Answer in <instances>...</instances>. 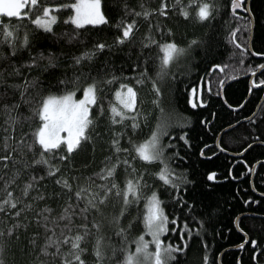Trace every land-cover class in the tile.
<instances>
[{
    "label": "snow or ice",
    "instance_id": "6c2138e0",
    "mask_svg": "<svg viewBox=\"0 0 264 264\" xmlns=\"http://www.w3.org/2000/svg\"><path fill=\"white\" fill-rule=\"evenodd\" d=\"M113 3L115 4V0ZM120 4L121 16L117 24L119 34L112 43L97 38L91 47L74 51L83 43L82 33L88 31L86 26H98L109 22L104 0H70V2L0 0V45H7L9 48L7 54L0 52V55L11 59L20 54L19 61H12L10 70L0 69V74L19 75L21 69L33 74L31 79L26 75L23 84L17 85L21 89L18 101L0 104V114L6 116L5 123L9 126L4 129L7 134L0 141L4 152L0 155V167L7 168L9 163L21 165L20 168L13 167L11 177L0 186V191L4 193L0 198V214L7 213L16 218L13 224L0 226V264H5L6 243L3 238L15 234L19 239V228L22 226L27 230L33 220L35 230L31 232L29 241L33 247L37 245L41 236L40 229L43 228L44 232L39 249L45 258L39 260V264H88L85 256L88 249L82 246V243H86L87 238L92 235L95 236L92 249L95 256L94 264H106V261L115 255L116 250L113 248L111 254L106 250L102 228L106 223L126 241L127 231L133 226L132 221L136 217L128 218L127 224L122 223V218L129 213L130 206L139 204L141 199L145 201V211H143L145 231L135 238L134 251L126 246L122 248L123 258L116 260L115 264H171V261L176 259V253H183L188 248L194 233L199 237L205 223L211 220V216L208 215L212 209L211 203L204 205V217L192 215L191 220L187 217L182 219L178 212L165 211L164 202L155 187L149 194L144 193L148 185L145 176L154 175L163 182L174 204L186 208L189 215L194 211L196 198L193 196L191 199H186L189 186L195 187L194 182L189 180L184 172H177L171 167V160L179 157L180 154L171 143L176 133L169 131L170 116L160 108L161 118L150 129L146 138L137 137L138 130H142V126L149 123L151 113L143 107L145 103L143 99L138 101L137 87L132 82L124 81L134 80L136 85H147L153 97L151 103L159 107L162 95L161 83L169 77L175 78L171 72L172 65L182 58L189 57L194 48L210 46L208 40L211 38L208 33H204L202 37L190 38L187 44L182 45L175 40L171 28L161 25L159 18L178 14L185 19L195 18L208 28L223 5L220 0H160L157 7L147 6L145 0H138L136 6L131 5L128 0H120ZM63 9H69V14L64 18L63 23L70 27L57 32L59 13ZM237 9L251 11L245 7L243 0H231V11L239 16ZM13 19L15 23L12 22ZM141 19L148 21V32L141 41L140 49L135 53L136 59L132 63V68L137 70L136 73L129 72L125 75L121 71L117 74L107 61L99 66L92 63L106 49L111 54L115 49L122 51L124 46L132 45ZM240 19L244 21L242 28L250 31L252 18L240 17ZM28 24L34 27V32L29 31ZM154 29L159 30V40L155 38ZM236 34L237 29H232L228 34L229 42L235 43V47L242 50L239 53L235 51L232 53L233 57H239L238 63L233 61L230 65L233 73L240 71L241 66L244 65V56L249 51L244 43L237 40ZM40 37L58 42L60 48L68 49V52L57 53L48 49L46 55L38 48L34 50L35 42ZM203 37H208V40ZM152 46L156 47L157 53L151 52ZM161 52L162 55L159 54ZM154 55L157 57L155 60ZM255 55L264 56V53L255 52ZM62 61H70V63ZM226 67L229 65L212 64V69H219L221 73L225 72ZM68 69H71L70 76ZM258 69L260 77H264V63L255 67L249 66L247 71L256 77ZM44 73L50 78L47 93L43 91L44 85L40 81ZM225 78L231 77L220 78L218 82L221 87ZM53 80L54 84L51 82ZM114 82H119L114 93L115 102H109L106 113L103 92ZM251 84L253 87L264 85V78H253ZM29 86L33 89L31 93L28 92ZM52 87H55L59 94L53 93ZM207 90L212 91L210 86ZM77 92L81 93L79 98ZM191 93L193 96L196 95V87L191 89ZM189 102L192 107H197L196 99H191ZM21 103L29 105L30 115L19 111ZM206 103V100H199L200 105ZM228 106L240 107L230 104ZM105 121H107L106 125ZM24 122L28 123L29 131H21L17 137L16 125H23ZM98 127H103L107 139L97 131ZM165 136L169 138V143L164 142ZM179 139L186 145L189 143L186 132H181ZM121 141H125L128 146H123ZM97 142L107 143L110 152V155L105 157L108 164L98 173L93 174L99 177L101 183L96 184L89 178L88 184H77L74 189L61 169L65 166L73 167L75 156L87 149L94 151ZM261 145H264V141H261ZM170 147L174 149L172 153L167 152ZM200 154L203 155V151ZM137 161H140L143 167L137 168ZM153 162H158L160 167L155 172H149L148 165ZM244 163L247 164V161ZM255 163L260 164L261 161ZM119 167L124 171L122 181L116 179V170ZM253 170L252 167L247 169L249 172ZM25 171L28 180L24 181L21 196L27 197L33 191L36 193L35 200H44L46 196L57 198L63 196L65 203L60 205L58 213L53 215L54 208L45 204L44 208L33 217H25L28 222L22 223L20 219L22 212L25 208H31L32 204H26L23 208L18 207L22 200L14 196L9 186ZM49 178L61 187V192L44 191L46 184L41 185L40 182ZM208 178L215 179L216 173H209ZM113 197L115 200H112ZM81 200H84L83 207H80ZM248 200H252V197H248ZM247 202L246 200L245 203ZM109 203L114 211L110 216H106L104 207ZM75 217H79L82 222L74 224ZM62 221L67 222L59 223ZM169 224L172 225L171 229ZM193 224L196 227H193ZM0 225H3L2 220ZM73 228L76 229L75 232ZM169 231L178 232L182 244L162 239V236ZM240 231L243 232L244 229L241 228ZM145 233L151 236V240L145 239ZM245 242H247L246 233ZM150 244L154 247L150 248ZM251 244L256 245L257 241L252 239ZM240 247L243 248L244 243H241ZM204 264H208L207 255L204 256Z\"/></svg>",
    "mask_w": 264,
    "mask_h": 264
},
{
    "label": "trees",
    "instance_id": "16d2710c",
    "mask_svg": "<svg viewBox=\"0 0 264 264\" xmlns=\"http://www.w3.org/2000/svg\"><path fill=\"white\" fill-rule=\"evenodd\" d=\"M50 2H70V0H50ZM128 2L133 6L138 4V0H128ZM220 2L223 7L219 9V14L208 28H205L195 18L185 19L178 14L159 18L161 25L165 28H171L175 40L182 45L187 44L190 38L202 37L204 33H208L211 37L210 40H208V37H203L208 40L210 46L194 48L189 57L182 58L178 63L172 65L171 72L175 78L169 77L161 83L162 95L159 107H155L151 103L153 97L147 85H136L134 80L124 81L132 82L137 87L138 101L143 99L145 101L143 107L151 113L149 123L142 126V130H138L137 137L146 138L150 129L161 118L160 108H163L164 113L170 116L169 131L176 133L171 143L175 145V150H178L180 154L179 157H174L171 160V167L177 172H184L189 180L194 182L195 187L189 186L186 194V199H191L193 196L196 198L194 211L189 215L186 208L174 204L163 182L154 175L145 176L148 185L145 187L144 193L149 194L155 187L164 202L165 211L167 213L178 212L182 219L187 217L191 220L192 215L204 217V205L209 203L212 205V209L208 213L211 216L210 222L205 223L204 230L199 237L194 233L193 239L189 241L188 248L183 253H176V259L171 261V264H204L205 255L208 256V264H219V257L222 253L221 264H264V145H261V141H264V100L261 101L264 96V88H252L250 85L252 74L247 71L249 66L255 67L260 63H264V57L255 55V52L264 53V0H251L250 2V12L254 19L253 53L249 50L250 31L242 28L244 21L240 19V17H250L249 14L236 16L231 11V0H220ZM145 3L149 7H157L160 0H145ZM104 4L109 22L98 26H86L88 31L82 33L83 43L74 51H82L84 48L91 47V44L97 38L106 43H112L119 34L117 24L121 16L120 9L122 6L120 0H115V4L113 0H104ZM68 14L69 9H63L59 13L60 19L57 21V32L70 27V25L63 23ZM12 22L15 23L16 21L13 19ZM28 29L30 32L35 31L31 24H28ZM232 29H237V40L244 43L249 50L247 55L244 56V65L241 66L240 71L235 73L232 72L230 65L233 61L238 63L239 57H233L232 53L234 51L239 53L242 50L236 48L235 43L229 42L228 34ZM21 31H23V28ZM146 32H148V21L141 19L132 45L124 46L122 51L115 49L111 54L106 49L92 63L99 66L107 61L114 67L117 74L121 71L125 75L129 72L136 73L137 70L132 68V63L136 59L135 53L139 51ZM154 35L157 40L160 39L158 29H154ZM37 48L44 51L46 55L48 49L57 53L60 51L68 52V49H61L58 42L44 37H40L35 42L34 50ZM157 51L156 47L152 46L151 52L155 54ZM0 52L7 54L9 52L8 46L0 45ZM130 53L131 59H129ZM159 54L162 55V52ZM19 55L17 54L16 57L11 59H6L0 55V69L10 70L12 61H19ZM153 59L155 60L157 57L154 55ZM62 62L70 63V61ZM213 63H221L222 65H229V67H226L225 72L221 73L219 69H212ZM67 71L70 76L71 69ZM26 75L31 79L33 74L27 73L25 69H21L19 75L4 76L0 74V104H11L14 100L18 101L20 99L21 89L17 85L23 84ZM226 76L231 78L224 79L223 87L229 80L237 77L242 78L228 83L223 88L218 81ZM256 78L264 77H260L258 74ZM40 81L44 85L43 91L47 93L50 83L48 74L44 73L40 77ZM51 82L54 84V80ZM118 86L119 82H114L106 87L103 92L106 113L109 102H115L114 93ZM209 86L212 89L211 92L207 90ZM193 87H196L197 90L201 89L197 98L206 100V104L200 105L197 103V107H192L189 101L191 100V89ZM222 89L226 103L221 97ZM51 91L59 94L55 87H52ZM28 92H33L31 86H29ZM229 104L240 105V107L230 108ZM19 111L25 115H30L28 104L21 103ZM245 117H249V119H245ZM6 119V116L0 114V141L7 134L4 129L9 127L5 123ZM106 124L107 121H105ZM117 128H119V125H117ZM21 131H29L27 122H24L23 125H16L17 137ZM97 131H100L107 139L103 127H98ZM181 132L187 133L189 142L187 145L179 139ZM257 137L259 138L257 139ZM163 139L165 143H169L167 136ZM121 144L125 147L128 146L125 141H121ZM249 145L252 146L247 149ZM224 149H227V151ZM246 149L247 151L241 157L235 156L243 153ZM173 151L174 149L171 147L167 149L168 153ZM201 151H203V155L200 154ZM2 154L4 152L2 144H0V155ZM109 155L107 143L97 142L94 151L87 149L75 156L74 166L71 168L65 166L61 171L69 178L74 189L77 184H88L89 178L96 184H100L99 177L93 174L98 173L101 168L108 164L105 157ZM244 161H247V164ZM256 161H261V163L258 164L253 175L252 171L249 172L247 169L249 167L253 168L257 164ZM13 167L20 168L21 165L9 163L7 168L0 167V186L11 177ZM136 167L141 168L143 165L140 161H137ZM159 167L158 162L148 165L149 172H155ZM211 172L216 173V178L213 180L208 178V174ZM116 179L118 181L124 179L122 167L117 168ZM26 180H28L27 171L23 172L9 186L13 190L14 196L20 197L22 200L18 207L23 208L26 204H32L31 208H25L22 212L20 217L22 223L28 222L25 217H33L40 209L44 208L45 204L54 208L53 215L60 211V205L65 203L63 196L60 198L46 196L44 200H35L36 193L33 191L29 196L22 197L21 189ZM40 183L41 185L46 184L44 191L47 193L61 192V187L56 185L50 178ZM181 191L183 192V189ZM3 195V191H0V198ZM248 197H252V200H248ZM112 200H115V197ZM246 200L247 203H245ZM73 202H75V197H73ZM144 203L145 201L141 199L139 204L131 205L129 213H126V217L122 218V223L127 224L128 218L131 216L136 217L132 221L133 226L127 231L126 241L105 223L102 232L105 238L106 250L109 254H111L113 248L116 250L115 255L106 261V264H115L116 260L122 259V248L124 246L133 251L135 250V238L145 231L143 224ZM83 206L84 200H81L80 207ZM118 207L119 205H117ZM113 211L111 203L104 207L106 216H110ZM237 219L238 228L235 223ZM0 220L3 221V225L0 226H6L13 224L16 218L4 213L0 214ZM81 222L79 217L74 218V224ZM171 227L172 225L169 224L170 229ZM193 227H196V225L193 224ZM241 228L244 229L243 232L240 231ZM33 230H35L34 220L27 230L22 226L19 228V239L15 234L11 237L6 235L3 238L6 243L4 251L5 264H39V260L45 258L39 249V244L43 242L44 238L43 228L40 229L41 236L35 247L29 243ZM73 231L75 232L76 229L73 228ZM245 233L248 238L247 242H245ZM162 239L182 244V241L178 238V232L169 231L162 236ZM252 239L257 241L256 245L251 244ZM94 243V235L89 236L86 243H82V246L88 249V252L85 253L88 264H94L95 261L92 251ZM205 243L207 244L206 248ZM241 243H244L243 248L233 249L240 246ZM228 248L231 249L227 250Z\"/></svg>",
    "mask_w": 264,
    "mask_h": 264
},
{
    "label": "bare ground",
    "instance_id": "6f19581e",
    "mask_svg": "<svg viewBox=\"0 0 264 264\" xmlns=\"http://www.w3.org/2000/svg\"><path fill=\"white\" fill-rule=\"evenodd\" d=\"M247 1L248 0H245V2H244V4H245V6H246V4H247ZM239 14H241L242 15V13L241 12H238ZM254 31V29L252 30V28H251V30H250V40H249V50L251 49L252 50V40H253V36H252V38H251V35L253 34L252 32ZM252 33V34H251ZM259 70V69H258ZM234 80H236V79H232V80H229L226 84H225V86L228 84V83H230V82H232V81H234ZM250 85H251V87L252 88H259V87H253L252 86V84L250 83ZM224 86V87H225ZM223 87V88H224ZM221 97H222V99H223V101L226 103V101H225V99H224V96H223V89H222V91H221ZM262 101V100H261ZM260 101V102H261ZM247 149H249V147L247 148ZM247 149L243 152V153H241V154H238L236 157H241L246 151H247ZM257 166H258V164H255L254 166H253V171H252V173H253V175L255 174V170H256V168H257ZM237 221V222H236ZM235 221V223H236V227L238 226V219ZM238 228V227H237ZM240 246H236V247H234L233 249H238ZM231 248H228L227 250H230ZM222 255H223V253L220 255V257H219V264H221V257H222Z\"/></svg>",
    "mask_w": 264,
    "mask_h": 264
},
{
    "label": "water",
    "instance_id": "95a60500",
    "mask_svg": "<svg viewBox=\"0 0 264 264\" xmlns=\"http://www.w3.org/2000/svg\"><path fill=\"white\" fill-rule=\"evenodd\" d=\"M243 2H245V0H243ZM250 2H251V0H248L247 1V4H246V8H248V9H250ZM237 12H241L242 14H246V13H248L249 14V16L252 18V15H251V12H246L244 9H237ZM252 21H253V24H252V30L254 29V19L252 18ZM253 33V32H252ZM251 33V34H252ZM252 36H253V34L251 35V38H252ZM250 52L251 53H253V51L250 49ZM260 57H264V56H260ZM259 74V70H257V75ZM239 78H242V77H237L236 79H239ZM253 78H256V77H253V75H251L250 76V83H251V80L253 79ZM260 88L261 87H264V85H261V86H259ZM264 100V96H263V99H262V101ZM219 141V140H218ZM218 147H219V144H218ZM237 156V155H236ZM237 222V221H236ZM238 227V226H237ZM247 241H248V238H247Z\"/></svg>",
    "mask_w": 264,
    "mask_h": 264
},
{
    "label": "rangeland",
    "instance_id": "374dc122",
    "mask_svg": "<svg viewBox=\"0 0 264 264\" xmlns=\"http://www.w3.org/2000/svg\"><path fill=\"white\" fill-rule=\"evenodd\" d=\"M200 92H201V89L199 88V89L197 90V93H196L195 96L191 95V99H196L197 103H199V100H200V99H198L197 96H199ZM80 95H81V93H77V97H78V98H79ZM145 239H147V240H151V236H150L149 234L145 233ZM149 247L152 248V247H154V246L150 244Z\"/></svg>",
    "mask_w": 264,
    "mask_h": 264
},
{
    "label": "flooded vegetation",
    "instance_id": "af4514ba",
    "mask_svg": "<svg viewBox=\"0 0 264 264\" xmlns=\"http://www.w3.org/2000/svg\"><path fill=\"white\" fill-rule=\"evenodd\" d=\"M264 88V87H263Z\"/></svg>",
    "mask_w": 264,
    "mask_h": 264
}]
</instances>
